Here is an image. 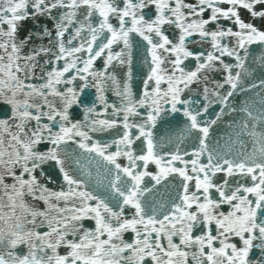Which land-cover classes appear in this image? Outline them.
<instances>
[{
    "label": "snow or ice",
    "instance_id": "snow-or-ice-1",
    "mask_svg": "<svg viewBox=\"0 0 264 264\" xmlns=\"http://www.w3.org/2000/svg\"><path fill=\"white\" fill-rule=\"evenodd\" d=\"M258 22L264 0H0V264H264V110L231 104L264 89L243 83ZM225 116L251 153L210 147Z\"/></svg>",
    "mask_w": 264,
    "mask_h": 264
},
{
    "label": "water",
    "instance_id": "water-1",
    "mask_svg": "<svg viewBox=\"0 0 264 264\" xmlns=\"http://www.w3.org/2000/svg\"><path fill=\"white\" fill-rule=\"evenodd\" d=\"M222 24H224L225 27L231 26L228 22L221 21ZM26 27H31V22H28L26 24ZM257 27L260 28L261 30H264V25H260L259 22L257 23ZM24 33H22L23 35ZM172 32L169 31L168 35L172 36ZM138 39V38H136ZM192 47V46H190ZM208 45H204V48H208ZM119 50V49H117ZM193 51H200L199 48H192ZM250 56L249 59L245 62V67L248 69V74L244 76L243 78V83L244 86L247 88H251V84L254 82L257 85L260 84L261 79H264V67L261 66L259 62H257L256 57L264 54V48H261L260 46L257 45H252L249 49ZM243 54V53H242ZM145 53L142 48H139L137 45L134 44V49H133V80H132V86H133V91L137 94H139L142 90V79L144 75L147 72V68L145 66ZM62 63V62H61ZM103 61L102 60H97L95 67L97 69L102 68ZM186 64L191 67V62H186ZM120 77L118 76V79ZM166 87V86H164ZM95 95V89H91L88 96L87 100L90 102ZM105 97L109 103L117 102L118 98L112 94L111 91H106L105 92ZM264 98V89L261 88H254L251 89L249 92H239L235 99L231 100V104L233 107L236 108H241L244 106H248L254 114H259L261 113L262 110H264V105L260 103L261 99ZM213 111H219V106H216L214 109L210 110V112ZM233 116L237 120H242L244 119V114L237 111L236 113L233 114ZM233 116H225L223 121H221L217 126H214L213 129L211 130V142H210V147L216 149L217 151H227L229 147L233 149V154L232 157L230 158H235L236 154L241 152V151H246L248 153H251L253 150V140L249 136H241L239 137L238 143L233 144V141L237 140L236 137V131L238 130L237 127H229V124L233 122ZM182 120V117L177 114V118L174 121V124L172 127H161L160 128V133L164 135L165 140L164 143L166 144L165 148H160L158 151H160L161 154H164L167 150H172L175 151V144H167V137L168 136H176L179 134L180 128H182V123L180 121ZM257 130L259 131V125L257 126ZM102 138H107V134H104ZM159 139V137H158ZM218 142V143H217ZM241 143L243 144V148H241ZM181 151L184 149H187L188 151H192L191 148V141H186L184 144L180 145ZM77 155H79V150L77 149ZM188 157H185L187 159ZM206 162V157L204 158ZM81 163L84 165V170L86 172L90 171L93 176L96 174V169L92 167L91 165L88 164V158L87 154H84L83 157H81ZM123 163H126V161H123ZM150 170L155 172V166H150ZM71 174L74 176H77L80 179L87 180V177L85 175H82L81 172L75 167L70 169ZM54 183L49 185L53 190H60L62 182V178L59 177L58 172L57 173H52ZM148 181V186H151V181L146 178ZM167 184V182H164ZM95 184V180L92 181V185ZM66 187V186H65ZM91 190V189H90ZM98 195H103L105 193V189L103 187H98L95 189ZM164 194V188L160 187L158 193H153L148 196V200L151 201L154 198L156 200H159L161 198V195ZM226 209V206H225ZM85 223L91 228L94 226V223L91 221H85ZM126 239L131 238V233L125 234Z\"/></svg>",
    "mask_w": 264,
    "mask_h": 264
}]
</instances>
